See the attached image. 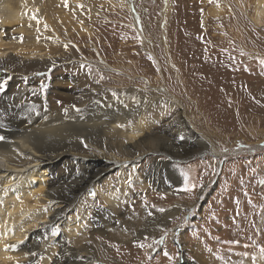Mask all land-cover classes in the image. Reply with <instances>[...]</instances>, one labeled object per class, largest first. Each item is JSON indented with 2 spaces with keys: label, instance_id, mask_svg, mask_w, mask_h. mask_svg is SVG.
I'll return each instance as SVG.
<instances>
[{
  "label": "rangeland",
  "instance_id": "1",
  "mask_svg": "<svg viewBox=\"0 0 264 264\" xmlns=\"http://www.w3.org/2000/svg\"><path fill=\"white\" fill-rule=\"evenodd\" d=\"M255 2L128 0L130 6L124 8L105 0H83L82 5L67 8L75 19L74 27L66 30L70 29L68 43L76 62L56 67L59 73L136 72L143 77L141 87L147 84L151 90L149 84H153L158 90L167 89L169 100L181 105L169 111L155 130L162 131L164 124L177 120H184L190 129L185 135L168 132L165 151L170 158L151 155L140 162L138 170L145 172L160 159L162 163L176 159L173 164L179 166L181 180L176 191L136 183L142 189L135 187L130 197L139 203L142 217L130 223L122 218L113 222L135 226L133 233L119 240L103 232L104 227L95 232L101 225L102 201H94L98 211L91 209L86 221L93 250L101 249L112 259L94 264H141L144 260L146 264H213L214 257L227 253L234 264H240L262 254L264 21L253 22ZM167 4L170 11L165 15ZM11 26L7 31L16 28ZM82 29L89 33L82 35ZM5 39L19 42L21 36ZM109 79L105 78L108 86ZM157 206L158 215L170 206L181 210L167 223L151 214ZM157 230L159 234H151Z\"/></svg>",
  "mask_w": 264,
  "mask_h": 264
},
{
  "label": "bare ground",
  "instance_id": "2",
  "mask_svg": "<svg viewBox=\"0 0 264 264\" xmlns=\"http://www.w3.org/2000/svg\"><path fill=\"white\" fill-rule=\"evenodd\" d=\"M106 1L130 6L128 0ZM82 4L83 0H0V84L5 86L0 92V134L7 138L0 142V264L112 261L105 251L93 250L87 218L91 209L98 211L94 201H102L101 225L95 232L104 227L108 236L123 240L134 232L135 226H127L129 221L143 215L130 197L139 188L137 182L180 189L176 159L164 163L160 159L145 172L138 170L146 156L169 157L168 132H190L184 120L155 130L169 111L181 108L176 99L169 100L167 89L158 90L153 84L151 90L147 84L141 87L143 77L136 72L57 71L60 65L76 62L68 43L70 29L66 30L74 27L75 19L67 11ZM255 10L253 22L262 23L264 0H256ZM169 11L167 4L165 15ZM11 25L16 28L7 31ZM8 35L21 36V41H8ZM106 77L112 82L109 86ZM57 96L62 103H57ZM215 156H219L216 151ZM170 207L158 215L157 206L151 214L170 223L181 210ZM121 218L129 223L113 227ZM261 253L254 256L256 264H264ZM253 258L240 264H252ZM212 261L234 264L228 253Z\"/></svg>",
  "mask_w": 264,
  "mask_h": 264
},
{
  "label": "snow or ice",
  "instance_id": "3",
  "mask_svg": "<svg viewBox=\"0 0 264 264\" xmlns=\"http://www.w3.org/2000/svg\"><path fill=\"white\" fill-rule=\"evenodd\" d=\"M65 3H66V0H65ZM82 7V6H81ZM262 63H264V62H262ZM5 90V86L3 85V84H0V92H3ZM57 103H62L61 101H57ZM73 107H75L74 105H73ZM7 138H6V136L5 135H3V134H0V142H3V141H5ZM181 139H182V137H181ZM262 183H264V182H262ZM194 187V186H193ZM187 190V189H186ZM94 194V193H93ZM160 211H164V209H160ZM261 251L262 252H264V249H261ZM165 254V256H168V253L167 252H165L164 253ZM81 259H83V257H81Z\"/></svg>",
  "mask_w": 264,
  "mask_h": 264
}]
</instances>
